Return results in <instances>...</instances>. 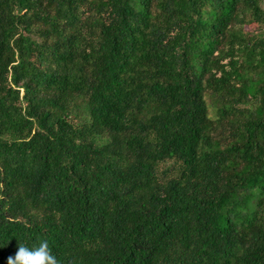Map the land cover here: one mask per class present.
<instances>
[{"label":"trees","instance_id":"trees-1","mask_svg":"<svg viewBox=\"0 0 264 264\" xmlns=\"http://www.w3.org/2000/svg\"><path fill=\"white\" fill-rule=\"evenodd\" d=\"M264 264V0H0V264Z\"/></svg>","mask_w":264,"mask_h":264},{"label":"clouds","instance_id":"clouds-1","mask_svg":"<svg viewBox=\"0 0 264 264\" xmlns=\"http://www.w3.org/2000/svg\"><path fill=\"white\" fill-rule=\"evenodd\" d=\"M3 246L4 244L0 243V247ZM7 264H59V261L48 241L40 240L32 246L20 244L15 255L8 256Z\"/></svg>","mask_w":264,"mask_h":264}]
</instances>
